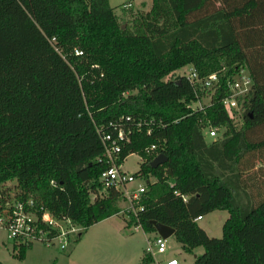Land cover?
I'll list each match as a JSON object with an SVG mask.
<instances>
[{"label":"trees","instance_id":"1","mask_svg":"<svg viewBox=\"0 0 264 264\" xmlns=\"http://www.w3.org/2000/svg\"><path fill=\"white\" fill-rule=\"evenodd\" d=\"M123 25L109 0H0V202L33 199L84 229L120 217L124 198L100 182L98 128H123L119 163L138 154L135 175L148 180L128 225L154 234L156 221L184 251L203 246L192 264H264V0H152ZM189 67L220 76L201 111L179 73ZM241 68L253 86L230 110L222 100ZM207 125L221 137L208 142ZM215 210L229 212L220 238L195 221ZM32 246L12 252L23 260Z\"/></svg>","mask_w":264,"mask_h":264},{"label":"built area","instance_id":"2","mask_svg":"<svg viewBox=\"0 0 264 264\" xmlns=\"http://www.w3.org/2000/svg\"><path fill=\"white\" fill-rule=\"evenodd\" d=\"M131 7H133L132 3L124 5L126 9ZM76 53L82 54L78 50H76ZM184 75L197 95L196 102L190 105L192 110L201 111L211 106L213 104V95L221 88L219 74L213 73L208 77L201 78L193 67H189ZM252 86L253 80L250 74L245 68H241L235 76L228 80V93L222 100L224 106L230 110H239V97L246 95ZM204 98H207L208 102L203 105ZM148 131L151 133L152 129ZM205 131L209 139H215L219 135V129L212 125L205 126ZM98 133L104 145V159L108 164L100 176V182L106 190L115 189L121 193L125 206L120 214L129 218H137L139 212L144 209L141 201L147 192L148 180L143 176H136L135 173L127 172L123 168V163H119L123 144L129 140L130 133L123 128H116V133H110L98 128ZM156 149L157 146L152 145L146 151L151 153ZM201 218L198 217L195 221H199ZM61 220L73 225L68 219ZM59 221L60 219H56L49 211L36 206L33 199L8 201L4 205L0 202V230L6 231L12 242L17 244L34 245L35 243H42L51 246L54 242H58L60 248L64 250L67 246V236L72 232H77V229L73 226L70 229H65ZM136 226L143 230L140 225ZM147 244L145 252L153 258L166 253L168 250L167 239L157 232L149 234ZM166 264H179V260L171 258Z\"/></svg>","mask_w":264,"mask_h":264},{"label":"rangeland","instance_id":"3","mask_svg":"<svg viewBox=\"0 0 264 264\" xmlns=\"http://www.w3.org/2000/svg\"><path fill=\"white\" fill-rule=\"evenodd\" d=\"M109 3L114 8L120 23L131 28L138 14L151 8L152 0H109ZM129 3H132L133 7L124 8V5ZM187 71L188 68H184L179 73L184 75ZM207 100L204 98L203 105L208 102ZM236 115L235 121L241 125L243 117L240 112ZM204 133L206 134V131ZM221 135L222 132L219 131V137ZM207 141L210 142V139ZM141 162V157L134 153L126 158L123 168L134 174L139 170ZM15 184V181H11L6 187L14 188ZM14 191L13 189L12 192ZM228 217L227 210H215L203 216L198 224L209 236L220 238ZM130 219L121 214L120 218L111 217L86 229L60 220L59 223L65 229H70L72 226L77 229V232L67 236L66 248L62 250L58 242H54L51 246L35 243L23 260L14 256L12 240L6 231L0 230V261L4 264H143L149 234L135 224L128 225ZM167 245V252L157 255L148 264H160L158 262L166 264L171 258L178 259L179 264H192L197 256L205 252L203 246L195 248L193 252L184 251L175 235L167 238Z\"/></svg>","mask_w":264,"mask_h":264},{"label":"water","instance_id":"4","mask_svg":"<svg viewBox=\"0 0 264 264\" xmlns=\"http://www.w3.org/2000/svg\"><path fill=\"white\" fill-rule=\"evenodd\" d=\"M125 27L126 26L123 25V28ZM166 161H167V157L163 154H160L156 156L149 164L152 168H157L158 166L164 164ZM153 225L156 229V232L165 239L175 235V230L171 227L157 223L156 221H153Z\"/></svg>","mask_w":264,"mask_h":264},{"label":"crops","instance_id":"5","mask_svg":"<svg viewBox=\"0 0 264 264\" xmlns=\"http://www.w3.org/2000/svg\"><path fill=\"white\" fill-rule=\"evenodd\" d=\"M120 215H121V214H120ZM116 217H118V216H116ZM119 218H120V217H119ZM200 220H201V219H200ZM200 220H199V221H200ZM158 263H160V264H161V262H158Z\"/></svg>","mask_w":264,"mask_h":264}]
</instances>
